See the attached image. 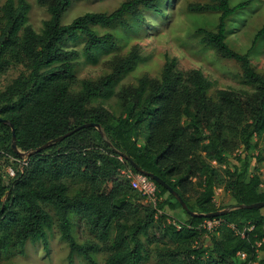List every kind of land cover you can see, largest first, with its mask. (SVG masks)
<instances>
[{"label": "trees", "instance_id": "1", "mask_svg": "<svg viewBox=\"0 0 264 264\" xmlns=\"http://www.w3.org/2000/svg\"><path fill=\"white\" fill-rule=\"evenodd\" d=\"M50 17L36 31L28 22V0H0V77L11 68L20 73L0 91V117L13 124L20 151L44 143L86 123L51 146L23 157L12 146V127L0 122V153L13 157L15 175L7 184L0 172V254L24 252L28 241L48 243L56 220L70 246V260L81 253L96 264H264L263 208L240 207L264 201V178L252 168L264 150V72L252 65L248 51L227 42V19L249 1L190 4L194 12H218L216 28H199L201 42L223 58L239 62L247 88H220L200 69L179 68L167 57L159 78L144 75L135 85L117 86L136 67L141 53L134 47L116 55L111 71L96 80L79 79L80 58L95 61L101 50L116 46L112 33L97 27L129 28L128 16L142 9L160 11L158 0H127L110 13L88 11L70 23L61 22L73 0H37ZM85 37L82 51L67 40ZM117 97V109L105 102ZM235 155L234 163L231 155ZM132 162L168 183L187 203V212L167 188L157 186V201L143 195L122 174ZM217 188L235 203L218 205ZM181 209L179 223L168 211ZM229 208L223 215L205 214ZM75 214L98 242L80 243L72 232ZM222 218L211 230L207 219ZM244 252L242 258L239 253Z\"/></svg>", "mask_w": 264, "mask_h": 264}, {"label": "rangeland", "instance_id": "2", "mask_svg": "<svg viewBox=\"0 0 264 264\" xmlns=\"http://www.w3.org/2000/svg\"><path fill=\"white\" fill-rule=\"evenodd\" d=\"M6 0H1L4 3ZM127 0H73L64 12L61 22L70 23L75 17L88 11L110 13L122 2ZM249 1V4L238 10L227 19V42L236 51L244 53L251 47L255 35L264 28V0H231V5ZM30 10L28 22L36 31H40L43 22L50 17L47 8L37 0H28ZM210 0H158L160 11L142 9L139 17L128 16L129 28L115 26L110 28L95 27L100 33H112L115 36L116 46L101 50L97 53L95 61L80 58L77 68L79 79L89 78L96 80L111 71V61L114 56H125L137 47L141 53V60L134 70L128 73L118 84L117 90L122 85H135L138 79L144 75L159 78L167 57L176 58L179 68L200 69L209 78L213 87L209 93L215 94L220 88L241 89L247 88L242 83V70L239 62L233 59L223 58L212 47L201 42L199 28L215 29L218 23V12H194L189 10L190 4L208 3ZM85 37L78 36L75 40H67L68 48H76L82 51ZM252 65L259 72H264V36L260 37L250 53ZM21 71V68H11L0 77V91L8 85ZM117 97L114 96L104 104L111 110H116ZM231 155L234 163L235 155ZM255 158L252 160V168L257 165L260 175L264 178V150L262 159L257 158V149L252 150ZM26 157V156H23ZM14 158L0 153V172L8 184L15 175ZM216 203L229 206L235 200L229 196L223 188H217L214 197ZM172 219L179 223L177 216L184 214L181 209L168 210ZM264 213V208H263ZM73 222L72 232L80 243L98 242L92 236L88 227L77 215L71 216ZM70 246L62 237L58 222L55 220L48 229V243L41 240L28 241L24 252L15 249L8 253L0 254V264H89L81 253H75L70 260ZM264 257V251L259 252ZM96 264H104L105 254L101 251L93 252ZM147 264H154L150 260Z\"/></svg>", "mask_w": 264, "mask_h": 264}, {"label": "water", "instance_id": "3", "mask_svg": "<svg viewBox=\"0 0 264 264\" xmlns=\"http://www.w3.org/2000/svg\"><path fill=\"white\" fill-rule=\"evenodd\" d=\"M0 122H3V123H8L11 125L12 127V146H13V149L16 153H18L19 155L21 156H29L31 154H33L34 152L36 151H42L43 149L51 146L53 143H56L58 141H61L63 139H65L66 137L70 136L71 134H73L75 131L81 129V128H85V127H89V126H95L96 128H98L102 133H103V130L100 126L99 123H95V122H86V123H83L77 127H75L74 129L68 131L67 133L63 134V135H60L52 140H49L48 142L44 143L43 145L39 146L38 148H36L35 150H31V151H28V152H22L19 150L18 146H17V142H16V133H15V129L13 127V124L11 122H9V120L7 119H4L2 117H0ZM133 165L136 167L137 171L138 172H141L145 175H147L148 177L156 180L158 183H160L161 185H163L165 188H167L171 193H173L177 199L179 200V202L181 203L182 207L189 213L191 214H194V215H203L201 213H196V212H193L191 211V209L188 207L187 203L183 200V198L178 194L177 191H175L168 183H166V181H164L162 178H160L159 176L153 174V173H150V172H145L141 169V167L137 166L135 164V162H132ZM240 207H248V208H254V207H258V208H261V207H264V201H261V202H256V203H251V204H241L239 205ZM229 211V208H225V209H222V210H217V211H214V212H211V213H207L205 214L206 216L208 217H215V216H220V215H223L225 213H227Z\"/></svg>", "mask_w": 264, "mask_h": 264}, {"label": "built area", "instance_id": "4", "mask_svg": "<svg viewBox=\"0 0 264 264\" xmlns=\"http://www.w3.org/2000/svg\"><path fill=\"white\" fill-rule=\"evenodd\" d=\"M122 174L128 178L132 179V185L134 188L138 189L143 195L150 198L154 203L157 201V186L155 182L147 175L141 172H133L129 168L122 169ZM222 218L207 219L203 223V226L211 230L212 228L222 224ZM239 255L244 258L246 254L244 252L239 253Z\"/></svg>", "mask_w": 264, "mask_h": 264}]
</instances>
